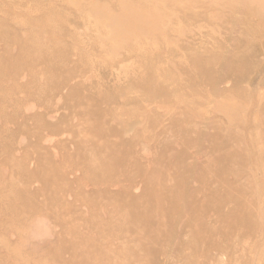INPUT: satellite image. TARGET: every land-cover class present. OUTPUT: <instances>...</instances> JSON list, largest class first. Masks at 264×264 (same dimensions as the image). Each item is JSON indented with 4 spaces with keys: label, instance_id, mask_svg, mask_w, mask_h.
Segmentation results:
<instances>
[{
    "label": "rangeland",
    "instance_id": "rangeland-1",
    "mask_svg": "<svg viewBox=\"0 0 264 264\" xmlns=\"http://www.w3.org/2000/svg\"><path fill=\"white\" fill-rule=\"evenodd\" d=\"M0 264H264V0H0Z\"/></svg>",
    "mask_w": 264,
    "mask_h": 264
}]
</instances>
